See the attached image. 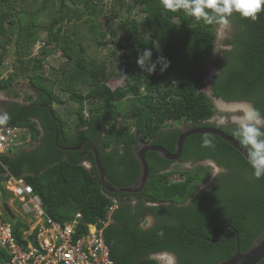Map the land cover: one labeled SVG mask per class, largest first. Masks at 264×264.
Instances as JSON below:
<instances>
[{"label":"trees","instance_id":"16d2710c","mask_svg":"<svg viewBox=\"0 0 264 264\" xmlns=\"http://www.w3.org/2000/svg\"><path fill=\"white\" fill-rule=\"evenodd\" d=\"M44 1V7L58 2V12H17L11 7L0 14V65L10 46L16 47L12 71L0 79V91L10 92L21 83L35 90L24 104H9L7 122L0 127L27 126L37 142L29 150L0 155V192L4 200L8 199L3 187L6 174L23 178L53 220L69 221L80 213L83 233L86 224L105 220L116 201L104 236L117 264H159L151 256L165 251L176 253L180 264H215L234 254L237 240L241 252L249 249L264 230V177L255 179L247 160L221 138L209 135L214 148L201 146L204 135H192L184 142L180 163L213 160L226 170L202 191L199 188L212 174L210 167L171 170L173 161L148 152L151 177L145 190L130 195L108 192L87 148L88 143L96 144L111 186H129L140 175L132 150L138 141L175 154L181 130L169 124L184 120L192 124L191 128L212 127L209 121L216 114L215 105L201 88L215 51L219 24L197 22L183 10L165 11L160 0H132L130 4L128 0H114L112 15L121 17L123 11L128 15L119 24L124 35L111 42L98 20L104 16L103 1L84 0L89 15L86 23H91L94 34L99 33V38L95 37L98 46L113 45L114 69L110 71L106 62H97L86 54L84 44L79 43L76 49L71 36L63 33L61 24L83 17L76 10L80 0ZM135 8L144 14L142 19L132 17ZM233 14L238 30L229 41L233 48L227 52L229 61L222 66V75L213 84V94L227 102L253 101L264 116V10L258 13L256 22ZM104 19L111 24V18ZM42 30L47 32L46 45L36 57L31 56ZM55 49H60L65 59L55 70L60 75L58 91L69 93L70 100L80 107L74 133L66 129L54 109L60 99L42 69L44 58ZM145 49L152 51L153 63L160 56L170 62L163 74L162 64H157L153 74L138 66V56ZM113 78L121 79L123 84L112 88L109 83ZM13 95L20 98L18 93ZM124 100H130L126 108L121 104ZM85 104H89L88 120L83 115ZM219 128L235 137L236 126ZM83 140H87L83 150H63L79 146ZM175 174L180 180H172ZM132 199L140 203L134 206L129 203ZM147 214L159 221L145 229L140 220ZM19 228V224L14 227V234L23 243ZM200 236L218 242H208L209 250H203Z\"/></svg>","mask_w":264,"mask_h":264},{"label":"built area","instance_id":"2783aa9c","mask_svg":"<svg viewBox=\"0 0 264 264\" xmlns=\"http://www.w3.org/2000/svg\"><path fill=\"white\" fill-rule=\"evenodd\" d=\"M45 45V42L39 40L34 43L35 57ZM11 71L12 66L7 75ZM7 75L4 78H7ZM83 115L86 120L89 119L88 104H85ZM36 144L35 136L27 126L0 127V155L29 150ZM85 165L89 167L87 163ZM3 187L8 199L2 201L3 204L9 205L13 218L6 213L2 204L0 264H114L104 236V228L112 222L113 212L117 208L116 201L109 208L105 220L86 224L87 231L83 233L80 229V213H76L69 221L53 220L45 213L42 201L34 193L32 186L23 178L7 173ZM17 224L20 225L23 243L19 242L14 234ZM99 224L102 227H99Z\"/></svg>","mask_w":264,"mask_h":264},{"label":"rangeland","instance_id":"374dc122","mask_svg":"<svg viewBox=\"0 0 264 264\" xmlns=\"http://www.w3.org/2000/svg\"><path fill=\"white\" fill-rule=\"evenodd\" d=\"M105 5L104 10V16L98 17V20L100 23V27L102 30L108 33V39H110L111 42L116 41L120 36L124 35V31L119 27L121 18L127 16L128 14L123 11L121 17H115L112 16V7L114 6V0H102ZM129 4L132 2V0H128ZM45 6L44 0H0V14L2 12L10 10L12 7L13 10H16L17 12H44L43 10H47L44 13L55 14L59 10V3H53L49 2L47 3V7ZM76 10L80 13H83V17L81 19H77L74 22L68 23L64 22L62 25L63 33L69 34L71 38L74 40V47L76 49L78 48V44L82 43L86 47V54L91 58L95 59L97 62H106V66L109 68L110 71L114 69V59L111 55V50L113 49V45L111 44L108 47H100L98 46L95 37L97 35V38H99V33L94 34L91 30V23H86V20H88V13L85 10V4L84 0H80L77 4ZM132 17H135L137 19H142L144 17V14L138 9L135 8L131 12ZM111 21V24L107 25L104 21L106 18H108ZM229 19V18H228ZM41 20H43V17H41ZM117 33V36H113L112 33ZM232 32V26L231 22L229 21L228 26L222 27L221 25H218L216 28V51L220 50V46L222 44V40L224 37L231 35ZM47 32L45 30H42V32L39 34L38 40L41 42L46 41ZM46 43V42H45ZM31 56H34V50L33 46L31 49ZM16 58V47L15 45H11L9 52L3 57V63H8L9 65H5L2 63L0 65V79L5 77L7 75L8 70L12 66V62ZM64 57L62 56V51L60 49L53 50L46 58H44L43 62V72L47 79L50 80V85L55 87V91L58 94V98L60 99L59 104H54V109L58 113V115L64 120L66 124V129L70 133L76 132V122L78 120V111H80V107L75 102L71 101L69 98V93H61L58 90V82L60 79V75L55 72V70L58 69L60 64H62L64 61ZM214 69L212 64L209 63L207 67V74L205 80L211 77ZM54 84V85H53ZM123 84V81L119 78H113L109 85L112 88H116L117 86H120ZM202 91H204L206 94H208V91L206 89V86L204 85L201 88ZM18 93L20 98H15L13 93ZM28 95H35V90L32 86L26 83H21L19 85H15L14 89L12 91H0V115H4L6 113V110L10 103L12 102H18L20 104H24L26 101V97ZM28 103V101H27ZM122 107L126 108L130 105V100H124L121 102ZM216 109L215 117H221L229 118V117H238L242 115V108L235 107V108H226L219 104H214ZM89 106V104H88ZM123 108V109H124ZM213 121V120H211ZM223 122V120H220ZM191 123L186 122L184 120L182 121H175L169 124V127H172L174 129H181V128H187ZM90 167V164H88ZM172 169H178V170H185L188 169L186 166L179 165H172ZM180 175L175 174L172 177L173 181L180 180ZM2 194V193H1ZM2 200V199H1ZM10 200V199H9ZM3 202V201H2ZM11 203V200H10ZM16 205V204H15ZM1 206V205H0ZM20 218V216H19ZM160 260V258H159Z\"/></svg>","mask_w":264,"mask_h":264},{"label":"clouds","instance_id":"9594fccd","mask_svg":"<svg viewBox=\"0 0 264 264\" xmlns=\"http://www.w3.org/2000/svg\"><path fill=\"white\" fill-rule=\"evenodd\" d=\"M165 11L178 12L183 10L186 15L201 20L206 25L219 24L226 27L233 12L239 13L242 18H250L251 21L259 20L258 13L264 10V0H160ZM152 51L145 49L140 52L137 64L142 71L153 74L157 64L163 74L170 66V62L163 56L152 62ZM242 115L235 118L236 125L234 136L239 140L242 147L247 150L248 163L253 169V177H264V116L251 105L242 110ZM7 114L0 116V124L7 122ZM203 148H214L215 145L209 135L205 134L202 139Z\"/></svg>","mask_w":264,"mask_h":264},{"label":"water","instance_id":"95a60500","mask_svg":"<svg viewBox=\"0 0 264 264\" xmlns=\"http://www.w3.org/2000/svg\"><path fill=\"white\" fill-rule=\"evenodd\" d=\"M232 105H240L239 103H231ZM181 134L179 135L175 149L176 153H170L165 148L161 146L152 145L149 142L138 141L133 145V154L140 165V175L135 183L129 186L115 185L111 186L110 178L107 175L103 164L100 160V153L95 143H88L87 148L92 152L94 157L95 167L97 169L98 176L105 190L111 193H124V194H139L145 190V187L150 180L151 173L149 165L146 159V154L148 152H156L159 157L173 162H178L182 157L183 146L185 140L192 135H214L221 138L227 144L236 149L247 161V150L241 146L239 140L219 127H196V128H181ZM87 140H83L79 146L63 148V150L69 151H79L85 148ZM6 213L13 218L9 206L5 203L3 205ZM264 261V230L253 240L252 245L245 252L240 251L239 240H237V248L234 254L226 259H223L215 264H260ZM114 264H117L114 262Z\"/></svg>","mask_w":264,"mask_h":264},{"label":"flooded vegetation","instance_id":"af4514ba","mask_svg":"<svg viewBox=\"0 0 264 264\" xmlns=\"http://www.w3.org/2000/svg\"><path fill=\"white\" fill-rule=\"evenodd\" d=\"M229 18V21L231 22V26H232V32L231 35H228L226 37L223 38L222 40V44L220 46V50L216 51V42H215V51L210 59V64H212L213 66V73L211 75L210 78H208L207 80L204 81V85L206 86V89L208 91V95L212 97L214 104H219L223 107L226 108H235L238 105H232L230 106L231 103H239L240 105H251L255 108V103L253 101H236V102H227L225 101L222 97L217 96L215 97V95L213 94V84L215 83V80L217 77H220L222 75L223 72V65H226L229 61V55L227 54V52L231 51L233 48V45H231L229 43V41H232L234 38V35L237 33V26H236V16L234 14H232ZM217 40V38H216ZM213 62H217V64L213 63ZM264 96V94L262 95ZM241 108V107H240ZM243 109V108H242ZM236 117H229V118H224L222 119L221 117L218 116H214L212 119H210L209 123L212 126L215 127H226L227 129H231L233 128V126H236L233 121L235 120ZM213 120V121H211ZM220 120H223L220 121ZM188 127H192V124H190ZM174 164L176 165H181V166H186L188 167V169H193L196 168L198 166H208L212 169V174L210 176V178L201 185V187L199 188V191H202L210 186H212L217 179L220 177L221 174L226 173V170L221 168L220 166H218L215 161L213 160H203L201 162H197V163H193L192 161H187L186 163H180V160L178 162H174ZM129 203H131L132 205H137L140 203L139 199H132L129 201ZM159 219L152 215V214H147L144 218H142L140 220V224L143 228L147 229L150 228L152 226H154L156 223H158ZM217 238V236H215ZM226 237V236H224ZM218 239H216V241L212 240L209 237H205V236H200L199 241L202 242L203 246L202 249L203 250H209L208 246V242H218ZM224 243V240L221 241V244ZM207 245V246H206ZM151 258H155L159 261V264H180V260L179 257L176 253H174L173 251H165L156 255L151 256ZM160 258V260H159Z\"/></svg>","mask_w":264,"mask_h":264},{"label":"crops","instance_id":"0c3cea01","mask_svg":"<svg viewBox=\"0 0 264 264\" xmlns=\"http://www.w3.org/2000/svg\"><path fill=\"white\" fill-rule=\"evenodd\" d=\"M4 201V198H3V195L0 193V205L2 206V204H3V202H2V200ZM5 204V203H4ZM3 204V205H4ZM7 204V203H6ZM8 205V204H7ZM9 206V205H8ZM10 209V208H9Z\"/></svg>","mask_w":264,"mask_h":264},{"label":"bare ground","instance_id":"6f19581e","mask_svg":"<svg viewBox=\"0 0 264 264\" xmlns=\"http://www.w3.org/2000/svg\"><path fill=\"white\" fill-rule=\"evenodd\" d=\"M237 107H241L244 109L246 106L245 105H238Z\"/></svg>","mask_w":264,"mask_h":264}]
</instances>
